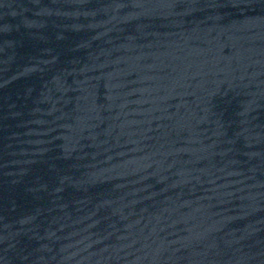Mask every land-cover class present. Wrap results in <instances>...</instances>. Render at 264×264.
Listing matches in <instances>:
<instances>
[{
	"label": "water",
	"instance_id": "95a60500",
	"mask_svg": "<svg viewBox=\"0 0 264 264\" xmlns=\"http://www.w3.org/2000/svg\"><path fill=\"white\" fill-rule=\"evenodd\" d=\"M0 264H264V0H0Z\"/></svg>",
	"mask_w": 264,
	"mask_h": 264
}]
</instances>
